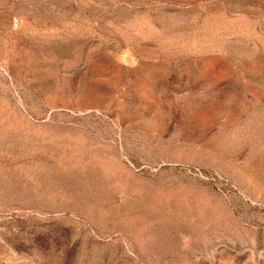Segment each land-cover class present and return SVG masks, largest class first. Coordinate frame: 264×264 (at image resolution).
I'll return each instance as SVG.
<instances>
[{
    "label": "rangeland",
    "instance_id": "obj_1",
    "mask_svg": "<svg viewBox=\"0 0 264 264\" xmlns=\"http://www.w3.org/2000/svg\"><path fill=\"white\" fill-rule=\"evenodd\" d=\"M0 264H264V0H0Z\"/></svg>",
    "mask_w": 264,
    "mask_h": 264
}]
</instances>
